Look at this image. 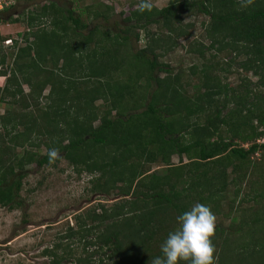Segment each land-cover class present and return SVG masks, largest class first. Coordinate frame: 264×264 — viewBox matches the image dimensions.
Wrapping results in <instances>:
<instances>
[{"label": "trees", "instance_id": "trees-1", "mask_svg": "<svg viewBox=\"0 0 264 264\" xmlns=\"http://www.w3.org/2000/svg\"><path fill=\"white\" fill-rule=\"evenodd\" d=\"M87 11L99 22L92 28L56 1L30 12L24 46L13 44L20 48L13 67L0 73V105L7 108L0 115V206H22L27 167L50 165L48 150L57 148V161L93 176V192L122 199L79 218L77 231L68 228L45 251L51 264L73 256L70 244L61 242L74 237L84 251L96 248L77 264L104 250L113 264H150L178 228V216L197 203L230 216L222 213L226 200L231 208L251 201L257 207L247 221L233 217L227 229L217 224V264H264V164L255 176L253 162L264 154V0L247 8L239 0H170L150 12L135 8L123 19V12L99 2ZM193 11L209 18L203 24L208 47L195 41L187 47L202 61L192 68L195 86L161 60L188 35L184 15ZM49 19L51 27L43 28ZM140 31L147 44L135 52L132 38L140 41ZM52 46L61 51L52 54ZM224 52L234 53L229 63L243 60L241 68L258 77L255 85L247 79L237 90L223 85L215 59ZM155 164L162 171L150 172Z\"/></svg>", "mask_w": 264, "mask_h": 264}, {"label": "rangeland", "instance_id": "rangeland-1", "mask_svg": "<svg viewBox=\"0 0 264 264\" xmlns=\"http://www.w3.org/2000/svg\"><path fill=\"white\" fill-rule=\"evenodd\" d=\"M51 1H56L64 9H72L75 15H80L81 20L90 25V28L96 26L99 22L96 20L91 21L88 17V7L97 5L98 2L112 6L117 15L123 12V19L130 16L131 11L140 2V0H14V5L6 11L7 13L2 15L3 20L0 23V49H2L0 50V59L6 58L5 64L1 66L0 73L2 71L9 72L12 69L14 56L18 53L19 46H24L22 36L28 29L27 15L38 7L50 4ZM169 2L170 0H151V3L160 9L167 6ZM117 19L121 22L120 17ZM6 20L9 22L7 23ZM208 21L207 16L197 11L185 13L183 24L186 27L189 26L187 28L188 35L180 40V45L176 49L171 50L161 59L175 69L176 73L184 72V76L190 80L193 86L198 84V78L192 74V68L200 69L202 61L198 58V51L188 53L187 47L194 41L203 42L208 47L209 40L204 37L205 27H203V24ZM49 22L50 19L45 20L43 28L45 26L47 29L50 28L51 24ZM120 24L121 27H126L125 23L121 22ZM119 26L116 27V30ZM149 29L153 33L159 31L158 25H153ZM165 33L166 31H164ZM140 35L141 40L138 42L132 38L135 52L141 50L147 44V40L143 37V31H140ZM7 39H12L14 45L18 41V48L15 49L13 45L11 47L7 46L4 43ZM29 39L33 40L32 35L29 36ZM43 43L45 42L42 39L40 42L41 47ZM50 49L52 54L61 51L60 47L54 48L52 46ZM212 54L213 52H208V57L211 58ZM232 57H234V53L224 52L215 59L221 64L220 69L215 74L220 77L223 85L226 88L237 90L240 84L245 83L246 79L251 81L252 85H255L258 77L253 72H245L241 68L242 59L232 60V63H229ZM24 87L26 91H29L28 86L24 85ZM194 91L195 89L191 88V92ZM48 92L49 90L46 94ZM6 109L4 104L0 105V115L4 114ZM261 142H264V136L261 138ZM39 153L45 155L47 149L42 146ZM263 157V153L253 156V162L258 165L255 176L258 175V171L260 172L259 169L263 168ZM184 161L186 162L187 159L184 158ZM179 162L178 156H174L173 163L179 164ZM162 169V165L155 164L151 166L150 172L162 171ZM27 171L19 198L22 206L13 209L0 206V264H51L53 258L46 255L45 251L53 250L55 245L60 243V238L67 235L68 228L77 231L79 218L84 220L89 214H93V211L98 209L99 205L111 208L122 199L121 197L106 196L93 192L90 184L93 176L87 173L78 174L65 159L42 168L32 164L27 167ZM230 191L233 192V188ZM244 191L246 193L248 189ZM243 195L241 193V199ZM232 197L233 194H230V198ZM229 201L231 200L223 202L222 213L231 215H217V224L226 229L230 227L233 217H238L237 223L240 220H249L257 207L256 203L251 201L244 202L239 206L238 203H235L234 208H231ZM97 212L100 213V210L98 209ZM91 224L92 222L89 221V225ZM234 225L235 227L240 226L239 224ZM240 234L238 233V235ZM92 238H95L94 235H90L87 239ZM61 243L63 245L70 244V249L73 252V256L64 258L61 264H77V259H85L96 249L94 246H89L84 251L83 242L81 243L78 237L63 240ZM57 253L62 255L63 252L58 250ZM105 254L109 255L110 252L104 250L103 253L95 254L85 264H113V261L107 259ZM102 258L104 260L100 263Z\"/></svg>", "mask_w": 264, "mask_h": 264}, {"label": "clouds", "instance_id": "clouds-1", "mask_svg": "<svg viewBox=\"0 0 264 264\" xmlns=\"http://www.w3.org/2000/svg\"><path fill=\"white\" fill-rule=\"evenodd\" d=\"M239 3L242 8H247L254 5L255 0H239ZM152 7L151 0H140L136 5L140 13L150 12ZM47 155L50 165L61 159L57 148L49 149ZM177 222L178 228L170 232L161 245L162 255L151 260L150 264H217L216 248L212 243L216 235L217 216L210 206L197 203L178 216Z\"/></svg>", "mask_w": 264, "mask_h": 264}, {"label": "built area", "instance_id": "built-area-1", "mask_svg": "<svg viewBox=\"0 0 264 264\" xmlns=\"http://www.w3.org/2000/svg\"><path fill=\"white\" fill-rule=\"evenodd\" d=\"M14 5V0H0V14L6 12ZM7 46H11L13 44L11 39H7L4 42ZM2 67L0 66V70Z\"/></svg>", "mask_w": 264, "mask_h": 264}, {"label": "crops", "instance_id": "crops-1", "mask_svg": "<svg viewBox=\"0 0 264 264\" xmlns=\"http://www.w3.org/2000/svg\"><path fill=\"white\" fill-rule=\"evenodd\" d=\"M3 77V76H2ZM5 83V82H4Z\"/></svg>", "mask_w": 264, "mask_h": 264}]
</instances>
